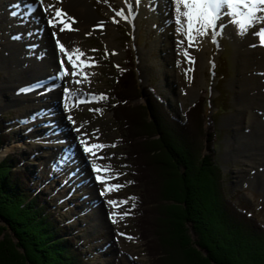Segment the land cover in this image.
Here are the masks:
<instances>
[{
  "label": "rangeland",
  "instance_id": "374dc122",
  "mask_svg": "<svg viewBox=\"0 0 264 264\" xmlns=\"http://www.w3.org/2000/svg\"><path fill=\"white\" fill-rule=\"evenodd\" d=\"M23 1V5L28 7V3ZM63 2L45 0L47 5H44L53 6L51 13L62 9L67 16ZM90 2L98 14L97 20L104 21V31H97L96 26L91 25L85 31L73 26L66 31V37L73 44L71 50L80 48L85 62L93 63V66L77 69L80 74L73 76V69L68 63L67 67H71L70 77L56 81L45 75L48 71L46 67L25 65L27 59L20 46L24 38L18 36L20 32L17 26L26 27L23 18L30 20L34 16L39 22L37 33L39 37H44H40L38 45L46 49V53H43L45 60L41 63L48 58L45 62V66L49 64L47 68L52 66L51 69L62 71L66 67L64 63L55 62L59 57L62 59V53L58 55L60 49L57 43L58 40L60 43L62 41L58 36L59 27H53L48 22L49 13L43 11L45 6L41 5L40 10V4L35 0L29 14H23L19 13L16 0H0V114L14 113L11 119V144L3 148L0 158L12 152L23 159L22 163L26 164L22 168L29 170L36 186L46 189L47 199L63 222L71 225L93 258V264H155L159 254L156 256L154 250L161 246L156 230L161 227L163 231L164 224L171 222L169 212L179 203L175 205L176 202L172 200L174 195L172 192L170 195L168 187H161L163 176L161 180L152 139L145 142L140 137L135 138L136 143H147L146 151L142 146L140 153L145 163L142 162L138 175L135 173L137 166L128 157V152L134 151V146L128 139L130 132L122 126L115 111L120 101L115 86L119 70L133 63L141 85L157 84L171 103L178 106L177 112L182 118H186L189 107L198 101H205L207 106L201 114L208 113L205 128L213 126V130H216L219 159L227 176L229 194L264 222V182H260L263 177L258 175L264 172V159L263 163L259 160L264 153L253 156L249 150L244 153L240 151L243 136L239 135V131L237 133L239 125H233L244 100L249 97L244 96L246 87L241 84L242 78L239 79L243 74H239L242 67L236 41L227 29L226 32L222 30L232 23L225 18L216 34L201 38L198 46L202 53L192 55L186 36L178 31L173 18L174 5L170 0H152V3L151 0H140L139 3H134V0ZM127 2L132 6L131 12H128ZM34 8L39 9L42 15L38 10L32 12ZM121 9H125L127 20L116 15ZM70 17L74 23L78 21L75 14ZM263 27L264 15L256 22L255 28L248 31L250 42L255 39L256 31ZM181 40L183 44L179 43ZM38 45H34L32 50L39 52ZM185 51L190 54L193 63H189L183 55ZM242 53L254 54L248 50ZM40 78L41 85L22 92L20 87L28 82H40ZM76 80L81 83H75ZM53 82L58 84L51 90ZM65 87L71 90L67 109L63 102ZM192 87L198 90L195 97L188 92ZM101 94L105 99H100ZM146 99V96L131 99L126 104H144ZM80 100L85 102H78ZM59 103L61 113L56 110ZM94 109L101 111H92ZM49 115L57 122L47 120ZM68 115L73 117L75 124L67 119ZM243 117L244 123H251L252 111ZM63 119L71 130L80 129V132L73 130L71 135L69 131L71 140L61 138L60 134L65 132L62 129L68 126L60 122ZM55 130L58 132L53 135ZM26 131L33 135L31 141H28ZM157 137L161 138L159 133L153 136V140ZM258 137L264 139V136ZM81 139L89 145H108L97 152V157L104 159H94L86 154L80 144ZM75 150L80 152L81 160L87 163L93 176L89 169L86 170L79 161L74 160L72 153H76ZM132 158L136 162L135 156ZM93 163L110 166L108 184L122 187L103 195L105 186L97 181ZM107 200H115L117 204L109 205ZM98 222L101 225H97ZM179 260L185 264L182 258L179 257Z\"/></svg>",
  "mask_w": 264,
  "mask_h": 264
},
{
  "label": "trees",
  "instance_id": "16d2710c",
  "mask_svg": "<svg viewBox=\"0 0 264 264\" xmlns=\"http://www.w3.org/2000/svg\"><path fill=\"white\" fill-rule=\"evenodd\" d=\"M116 78L120 101L115 111L131 135L134 151L128 157L137 166L136 175L144 162V141L152 139L161 187H168L175 205L179 203L169 212L171 222L156 230L161 246L154 250L159 254L154 263L182 264L180 257L185 264H264V222L229 194L216 130L205 128L208 113L201 114L205 101L189 107L184 119L157 84L142 87L133 63ZM145 96L144 104H126ZM13 115L0 114V153L11 144ZM26 133L31 141L33 135ZM157 133L161 138L153 140ZM136 137L143 143H136ZM22 162L12 152L0 158V264H93Z\"/></svg>",
  "mask_w": 264,
  "mask_h": 264
},
{
  "label": "bare ground",
  "instance_id": "6f19581e",
  "mask_svg": "<svg viewBox=\"0 0 264 264\" xmlns=\"http://www.w3.org/2000/svg\"><path fill=\"white\" fill-rule=\"evenodd\" d=\"M16 1H17V9L19 10V13L29 14L28 11L30 10V7L35 6V5H33L35 3V0H25L29 5V6L27 5L28 7H26V5L25 6L23 5V2H24L23 0H16ZM36 1L38 3V0H36ZM30 2H32V4ZM64 2H63L64 3L63 8H64V10H66L68 12L67 16L65 17V20H66V23L68 25H70V29L74 28L73 26H77L79 28V30L85 31L86 28L88 27V25H91V26H96L95 29L97 31H99V30L104 31L103 27L99 26L101 23L104 24V21L99 22L97 20L98 14L96 15L90 0H64ZM151 3H152V0H151ZM46 5H44V6L47 7ZM38 6L41 10L42 6L41 5H38ZM36 10H38V12L40 13V16H41L42 14H41V11L39 9L34 8L32 10V12H35ZM26 11H27V13H26ZM142 11H144V9ZM128 12H131V11H128ZM72 14H75L78 17V21L76 23H74L75 21H73V19H71V17H70ZM54 16H55V12L51 13V16L49 15V18L51 19ZM23 23L26 24V27L23 28L21 26H17V29H19L18 31L20 32L21 35L18 32H17V34H19L18 35L19 37L22 36V37H20L21 39L24 38V42H22L20 46L23 49L22 53H24V55H25L24 56L21 54L22 57L24 56L27 59V64H25V65L28 67H33V68L34 67L36 68L37 65L44 66V68L46 67L45 69H46V71L47 70L48 71H47V73H45V75L46 74H47L46 76L49 75L50 78L54 73L58 74V71H61V70H57L56 68L51 69L52 66L47 68L49 66V64H48V66H45V62H47V60H49L48 58L46 59L45 62H43V64L41 63L42 60H45L46 56H43V53H46V49L41 48L38 45L40 37H42V36L39 37V34L37 33V29L39 26L38 25V23H39L38 19L33 16V17H31L30 20H28V18L25 17V18H23ZM57 26L59 27V31L61 28H65L64 24L59 23V18H57ZM226 29L228 32H230L231 37H233L234 40L236 41V44L238 47L237 49H238V53H239L238 58L241 57V66L240 67H242V70L239 72V74H241V73L243 74L239 77V79L242 78V80H240L241 84L246 87V91L244 93V96L248 95V97H249L248 99L244 100V103L242 104V107H241L242 110H240L239 117H238L237 121L236 120L234 121L233 125H235V124L239 125V127H238L239 129L237 128V133L239 131V135L243 136V139L240 142V151H242L244 153L245 151L249 150V151H251L250 152L251 155L253 154V156H259L258 153H262V152L264 153V139H262V137H260V138L258 137V136H264V42H262L261 39L259 38V36H257V35L255 36V39L252 42H250V40H249L250 37H249L248 31H246L245 33H241L240 31H238L233 26V24H231L229 26L227 25L222 30L226 32ZM263 29H264V27L261 28L260 31H263ZM67 30H69V29L65 28L64 31H61L62 34H60V32L58 31V36L60 37L62 43L69 50H71L70 47L73 48V44H71L67 40V37H66L67 36L66 31ZM42 38H44V37H42ZM46 38H48L47 35H46ZM21 39H19V40H21ZM66 41H68V42H66ZM34 45L39 46V52H35L32 50V47ZM199 47L200 46L190 47L191 50L189 51V53L192 55H194L195 53H197V54L202 53L201 49H199ZM247 50L252 51L254 54H247L246 53V55H245L242 53V51L246 52ZM17 52L19 55L20 49H18ZM6 54H7V52L5 50L4 55H6ZM47 54H49V53H47ZM58 55H60V51H59ZM61 57L64 61L65 66L67 67V64L69 63L67 56H65L64 54H61ZM60 61H61V58L59 57L55 62L60 63ZM244 63H246V64L244 65ZM204 64H205V62H204ZM67 68H68V72L70 73L71 67L69 68V66H68ZM49 69H51V71H49ZM68 77H70V75H67L65 77V79H67ZM35 82L36 81H34L32 83H35ZM28 83H26V84H28ZM57 84L55 82H53L51 84V86L53 87V86H56ZM188 92L190 93L191 96H194V97L198 95L197 94L198 90L193 89V87ZM248 100H250V102H248ZM251 100L252 101L254 100V102H252ZM45 106H47V105H45ZM56 110H57V112L61 113V103H59L57 105ZM250 110L252 111V121H251V123H246V122L244 123L243 122V119H244L243 116L248 114V112ZM56 116L58 117L57 113H56ZM47 120H49L50 122H54V121H55V123L57 122V119L53 118V116H51V115H49ZM60 122H62L66 125V122L64 119ZM241 129H242V131H241ZM62 131H65V132L63 134H60L61 138L71 140L70 135L73 133V130H71L69 128V125L67 126V128H63ZM69 131L71 132L70 135H69ZM55 132H58V131L55 130ZM77 144L79 145V142ZM70 146L71 145H69V147ZM73 148H74V146H73ZM75 152L76 153H72L73 154L72 157L74 158V160L79 161L81 163V165L83 167H85L86 170H88L89 167L87 166V163H85L84 161L81 160L80 152L76 151V150H75ZM7 155H8V153H7ZM263 159H264V157L259 158V160H261L262 163H263ZM259 164H261V163H259ZM262 166H264V165H262ZM88 171H90V175L93 176V173L91 172V170L89 169ZM258 175L263 177V178H260V182H262V181L264 182V172L261 174H258ZM97 225H101V223L98 222Z\"/></svg>",
  "mask_w": 264,
  "mask_h": 264
},
{
  "label": "snow or ice",
  "instance_id": "6c2138e0",
  "mask_svg": "<svg viewBox=\"0 0 264 264\" xmlns=\"http://www.w3.org/2000/svg\"><path fill=\"white\" fill-rule=\"evenodd\" d=\"M140 0H134V3H139ZM174 5V20L178 26V31L185 35L188 41V46H198L201 38L216 34L219 31L221 24L225 22V18L230 21L233 26L240 31L245 33L255 28L256 22L264 15V0H170ZM40 5L45 4V0H38ZM52 5L44 7L43 11L49 13L51 16ZM129 11L132 10V6L129 5ZM117 15L127 19L125 11L121 9ZM66 13L62 9H57L55 11V16L49 19V24L53 27L57 26V18H59V23L64 24L65 28L70 29V25L66 23L65 20ZM118 22V21H114ZM103 27V23L99 25ZM65 28H61L60 31H64ZM256 34L259 36L262 42H264V31L257 30ZM59 44V49L62 54L67 56L68 61L73 69L71 73L73 76L78 75L77 69L89 68L93 66V63H86L83 59L84 53L80 48H74L69 50L63 43ZM179 43L183 44L184 41L181 40ZM183 55L188 58L189 63H193L190 54L185 51ZM60 63L63 65L64 61L61 59ZM67 75H69L68 68L65 67L62 71H58V74L53 77V79L63 80ZM86 76V73H83ZM75 83L80 84V80H76ZM53 89L51 90H54ZM68 88H63V102L64 107H68V97L70 94ZM100 99H105L103 94H101ZM80 103L85 102L84 100L78 101ZM92 111H101L99 109H94ZM67 119L75 124L73 117L71 115L67 116ZM76 132H80L79 128L73 129ZM53 135L56 132L53 131ZM80 144L83 146V150L86 154H89L94 159H104V157H97V152L108 147V145L100 143H91L90 145L84 139L80 140ZM115 146V145H112ZM93 170L95 171L97 181L105 186V191L102 193L106 195L108 192L119 190L122 185H109L108 180L111 178L109 176L110 166L92 164ZM103 174V175H102ZM118 178V177H117ZM109 205H116L117 201L107 200ZM127 203V201H124ZM123 235V233L121 234ZM131 239V238H129Z\"/></svg>",
  "mask_w": 264,
  "mask_h": 264
},
{
  "label": "water",
  "instance_id": "95a60500",
  "mask_svg": "<svg viewBox=\"0 0 264 264\" xmlns=\"http://www.w3.org/2000/svg\"><path fill=\"white\" fill-rule=\"evenodd\" d=\"M136 70V69H135ZM140 81V80H139Z\"/></svg>",
  "mask_w": 264,
  "mask_h": 264
}]
</instances>
